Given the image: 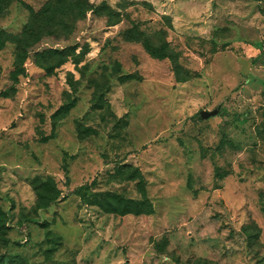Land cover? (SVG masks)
<instances>
[{"label":"rangeland","instance_id":"1","mask_svg":"<svg viewBox=\"0 0 264 264\" xmlns=\"http://www.w3.org/2000/svg\"><path fill=\"white\" fill-rule=\"evenodd\" d=\"M0 264H264V0H0Z\"/></svg>","mask_w":264,"mask_h":264},{"label":"trees","instance_id":"2","mask_svg":"<svg viewBox=\"0 0 264 264\" xmlns=\"http://www.w3.org/2000/svg\"><path fill=\"white\" fill-rule=\"evenodd\" d=\"M259 48H262V46H259ZM64 170H65V173H66V175H67V178L69 179V168H68V165H67V164L64 165ZM72 193H77V190L73 191ZM52 201H54V199H50V200H48L47 202H45V203L42 205V207H43V208H48V207H50L51 204H52ZM19 243H20V242H19Z\"/></svg>","mask_w":264,"mask_h":264},{"label":"water","instance_id":"3","mask_svg":"<svg viewBox=\"0 0 264 264\" xmlns=\"http://www.w3.org/2000/svg\"><path fill=\"white\" fill-rule=\"evenodd\" d=\"M211 114H212V113L207 112V111H202V112H201V116L204 117V118L210 116Z\"/></svg>","mask_w":264,"mask_h":264}]
</instances>
